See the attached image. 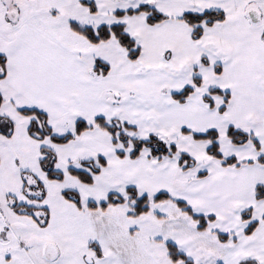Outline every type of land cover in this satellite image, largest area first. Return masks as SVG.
Listing matches in <instances>:
<instances>
[{
  "label": "snow or ice",
  "instance_id": "obj_1",
  "mask_svg": "<svg viewBox=\"0 0 264 264\" xmlns=\"http://www.w3.org/2000/svg\"><path fill=\"white\" fill-rule=\"evenodd\" d=\"M0 264H264V0H0Z\"/></svg>",
  "mask_w": 264,
  "mask_h": 264
}]
</instances>
